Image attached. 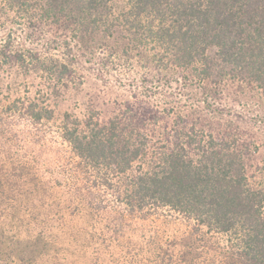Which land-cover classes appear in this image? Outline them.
Listing matches in <instances>:
<instances>
[{"label":"trees","instance_id":"1","mask_svg":"<svg viewBox=\"0 0 264 264\" xmlns=\"http://www.w3.org/2000/svg\"><path fill=\"white\" fill-rule=\"evenodd\" d=\"M0 29V264H264V0H0ZM82 59L145 74L76 113Z\"/></svg>","mask_w":264,"mask_h":264},{"label":"rangeland","instance_id":"2","mask_svg":"<svg viewBox=\"0 0 264 264\" xmlns=\"http://www.w3.org/2000/svg\"><path fill=\"white\" fill-rule=\"evenodd\" d=\"M0 34H4L1 29ZM14 38L16 43H20L21 40H23V36L20 32L16 33ZM27 46L41 48V42H28ZM53 54L56 58L58 53H56V51H53ZM101 59H104V57L97 56L96 58L97 61H100ZM82 61L84 62L85 60L82 59ZM87 62H84L82 64V67H79L80 69L77 68L75 72V81L77 82L78 86L76 85L77 87H74L75 90H71V94L67 95L69 101L63 103L65 106L69 104V106H71L72 108H77L75 110L76 113H79L84 110L87 104L91 105L98 103L101 105L102 110H104L106 114H108L115 104L120 102L122 103V101L131 99L133 96V93L131 92L128 86H121L120 82L116 80L117 76H119V78H129L133 75L135 76L138 74H145V70L137 68V72L140 73H136L129 71V67L120 64H117L116 66L110 65L111 73L109 72L108 75H106L107 72H104V74H100L97 71L98 65L96 63L93 62L91 65L88 60ZM93 68L94 70H96V72L92 71ZM38 83L39 79H25L22 77V79L17 78V83H15V86L17 88V92H20V94H24V86L29 87L31 85V90H36V85ZM187 95L188 94L185 93V98H183V101L186 100ZM254 107L255 106H251L249 108ZM241 110H244L245 112L250 111V109H245L242 108V106L238 105L237 111L242 112ZM261 128L262 127L256 128V130L259 129L258 131L261 132ZM246 129H250L251 131L255 130V128L249 127H246ZM57 175L58 174L55 172L53 177ZM62 178L64 179V177Z\"/></svg>","mask_w":264,"mask_h":264}]
</instances>
